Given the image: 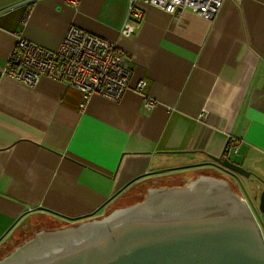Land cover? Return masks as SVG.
Instances as JSON below:
<instances>
[{"label":"crops","instance_id":"1","mask_svg":"<svg viewBox=\"0 0 264 264\" xmlns=\"http://www.w3.org/2000/svg\"><path fill=\"white\" fill-rule=\"evenodd\" d=\"M134 3L142 18L122 35L128 0H0V71L18 37L56 49L70 25L113 42L132 70L119 100L94 94L83 109L63 81L0 75V246L34 219L69 226L201 173L246 202L264 240V0H222L211 19Z\"/></svg>","mask_w":264,"mask_h":264},{"label":"water","instance_id":"2","mask_svg":"<svg viewBox=\"0 0 264 264\" xmlns=\"http://www.w3.org/2000/svg\"><path fill=\"white\" fill-rule=\"evenodd\" d=\"M211 158L233 173L252 175L223 153ZM145 190L141 203L35 233L0 264H264L259 227L222 178L201 173L180 187ZM258 209L264 212V189Z\"/></svg>","mask_w":264,"mask_h":264},{"label":"built area","instance_id":"3","mask_svg":"<svg viewBox=\"0 0 264 264\" xmlns=\"http://www.w3.org/2000/svg\"><path fill=\"white\" fill-rule=\"evenodd\" d=\"M143 3L177 13L189 8L205 19H211L222 0H142ZM128 0L127 18L119 33L128 35L142 18L141 11ZM132 16V18H131ZM129 56L104 38L75 25L68 26L59 46L48 49L22 37L16 39L1 76H7L24 85L34 86L40 77L63 81L82 94L79 107L83 109L90 96L97 94L111 100H119L130 87L132 70ZM143 81L137 82L141 88ZM148 104V103H147ZM232 139L230 145L234 146ZM236 148L233 149L235 152Z\"/></svg>","mask_w":264,"mask_h":264},{"label":"rangeland","instance_id":"4","mask_svg":"<svg viewBox=\"0 0 264 264\" xmlns=\"http://www.w3.org/2000/svg\"><path fill=\"white\" fill-rule=\"evenodd\" d=\"M231 158H233V156ZM240 186L242 187L241 183ZM139 187H142L144 189L140 188L138 190L135 189L133 192H129L131 194L126 198H129L130 200H123L118 205L141 203L146 196L145 189L146 187H150V184H144L143 186ZM111 208L113 207L108 208L107 211ZM53 224L54 226H51ZM59 224L61 225V223H58V221H55L51 218L40 217L37 220H32L30 223L27 222L25 225L23 224L24 227L23 225H20L19 229L15 232V234L10 235L8 239H6L4 243H2V245L0 246V260L9 255L11 252H13L15 248L21 246L24 242L31 239L35 233L39 231H44V229H48L50 231L52 230L51 228H54Z\"/></svg>","mask_w":264,"mask_h":264},{"label":"flooded vegetation","instance_id":"5","mask_svg":"<svg viewBox=\"0 0 264 264\" xmlns=\"http://www.w3.org/2000/svg\"><path fill=\"white\" fill-rule=\"evenodd\" d=\"M172 183V184H171ZM171 183H169V184H167V185H164V186H160V187H157L158 189H161V188H173V187H180V186H183V185H185V184H183V183H179L178 181H171ZM153 189H155V188H153ZM123 200H125V201H128V200H130L129 198H124ZM123 200H121V201H119L117 204H120V202H122ZM135 203V202H134ZM132 205V203H130V204H123V205H117V207L120 209V208H125L126 206H131ZM116 208V207H115ZM113 208H111L110 210H106V212H105V214H103L102 216H104V215H106V214H108V213H110V211L112 210ZM99 218V217H98ZM59 228V225L58 226H56V227H54V228H51L52 230H55V229H58ZM45 231H49L48 229H44Z\"/></svg>","mask_w":264,"mask_h":264}]
</instances>
